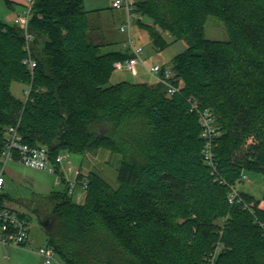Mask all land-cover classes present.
Masks as SVG:
<instances>
[{"label":"trees","instance_id":"obj_1","mask_svg":"<svg viewBox=\"0 0 264 264\" xmlns=\"http://www.w3.org/2000/svg\"><path fill=\"white\" fill-rule=\"evenodd\" d=\"M134 14L156 47H166V33L187 43L170 65L178 94L163 83L110 85L114 63L131 54L102 52L84 0H35L33 76L23 64L22 27L0 18V157L8 127L20 120L23 143L45 146L52 161L99 151L121 158L116 188L90 172L77 177L87 182L82 202L68 188L52 194L48 247L65 264H204L217 243V264H264L260 202L241 192L254 214L228 202V185L243 173L264 174V0H141ZM211 18L228 41L205 38ZM15 82L28 86L26 100L12 94ZM190 97L214 117L217 172L228 185L204 162ZM250 137L257 143L248 145ZM7 200L0 192V212L27 219Z\"/></svg>","mask_w":264,"mask_h":264},{"label":"rangeland","instance_id":"obj_2","mask_svg":"<svg viewBox=\"0 0 264 264\" xmlns=\"http://www.w3.org/2000/svg\"><path fill=\"white\" fill-rule=\"evenodd\" d=\"M114 1L84 0V9L92 14L90 16L91 34L96 37V41L103 45L109 43V45L101 48L102 52L119 51L128 53L129 51L123 45L128 38V34L120 31V26L128 18V14L124 10L112 8ZM4 6V2L0 0L1 19L4 17L6 10ZM136 21H132L130 36L135 40L136 45L143 48L142 59L144 63H140L135 72L115 70L110 85L121 82L152 83L155 76L150 73V68L156 65L160 67L170 66L175 57L188 48L184 40L177 41L167 33L163 35L167 43L166 47L163 49L156 47L149 33L141 29L135 23ZM142 22L150 23V20L143 18ZM205 38L210 41H228L229 34L221 21L211 18L205 28ZM28 90L27 85L18 82L13 83L11 87L12 94L23 101L27 98L26 93ZM9 164L6 166L7 169L4 168L5 186L1 193L8 196V200L5 202L8 208L26 215L32 244L28 245L26 250L14 246L4 248L0 244V264H46L44 258L38 254L41 247L45 248L49 245L48 230L42 223L51 218L53 207L57 203V200L52 198V194L63 193L67 187L64 183L55 185L56 178L52 174L32 171L20 164L10 168ZM120 166L121 158L119 156L108 151H99L86 157L78 154H68L62 168H69L65 172V177L71 181L76 180L77 169L83 167L81 171L85 177L90 172L99 173L111 186L116 188ZM2 168L3 164L0 161V172ZM245 174L247 179L238 184L239 190L254 197L260 202L259 208L264 210V174L253 171H247ZM85 194L86 191H80L73 196L77 202H82ZM52 264H65V262L56 254L55 262Z\"/></svg>","mask_w":264,"mask_h":264},{"label":"built area","instance_id":"obj_3","mask_svg":"<svg viewBox=\"0 0 264 264\" xmlns=\"http://www.w3.org/2000/svg\"><path fill=\"white\" fill-rule=\"evenodd\" d=\"M35 0H28L26 9L15 16L14 23L19 24L23 31L26 40L25 51L26 57L23 60L24 66L27 67L31 76L34 74V70L37 67V62L32 56L31 43L33 40L32 35L28 31V23L31 14L32 7ZM136 0H115L112 3V8L117 10H124L128 14V18L120 27L122 33H127L128 38L125 42V46L129 49L131 57L126 61H118L114 63L115 70H123L129 72H135L137 66L140 63H144L142 59L143 48L136 45L135 40L130 36V29L132 21L141 19V16L134 14ZM150 72L157 77L159 83H163L167 87V93L169 96H174L180 92V85H176L172 82L173 70L170 66L160 67L158 65L150 68ZM190 104V112H196L199 115V121L202 127V138L204 140L203 156L204 162L209 168H211V175L215 177V181L220 184L228 183L217 172V161L213 152L215 146V140L219 135L218 129L215 126V120L210 111L200 110L199 103L193 97L188 98ZM20 120L14 125L8 127L6 131V139L4 145V151L1 156V162L3 168L0 172V192L5 186L4 168L10 162H16L25 168L47 172L52 174L56 178V183L61 184L62 178L66 182L69 194L75 195L79 190H87V182H78L77 177L81 174L80 170L76 171V180L71 181L65 177L66 169H63V162L68 154H60L56 157L55 161H52L49 150L45 146L32 147L23 143V138L19 132ZM257 143L254 137H250L248 145ZM57 166L60 170L57 171ZM247 179V175L243 173L240 182H244ZM228 195V202L233 204H241L244 208L249 209L253 214L252 205L245 202L241 195V191L238 185L231 186ZM264 233V223H260ZM29 225L26 219L21 218L18 214L11 212L10 210H4L0 212V244L4 246H14L17 248H26L32 244L29 235ZM221 229L220 233L222 234ZM222 247L220 243L216 244V247L209 253L204 264H217ZM38 254L44 258L46 264H52L55 262V251L50 247H41L38 250Z\"/></svg>","mask_w":264,"mask_h":264},{"label":"crops","instance_id":"obj_4","mask_svg":"<svg viewBox=\"0 0 264 264\" xmlns=\"http://www.w3.org/2000/svg\"><path fill=\"white\" fill-rule=\"evenodd\" d=\"M10 2H11V4H12V6L11 7H7L6 5L4 6L5 8H6V10H5V14H4V17L2 18V20L5 22V23H7V24H14V19H15V16L16 15H18V14H21L25 9H26V7H27V1L28 0H9ZM98 15H100V13H98ZM125 22V20L123 21V23ZM122 23V24H123ZM122 26V25H121ZM120 26V27H121ZM103 32V31H102ZM102 36V35H101ZM127 40V39H126ZM126 40L124 41V43H123V45L125 46V42H126ZM105 45H109V43H106ZM126 47V46H125ZM127 48V47H126ZM127 50L129 51V49L127 48ZM110 52H115V51H110ZM116 71H119V70H116ZM121 71H123V70H121ZM149 71H150V69H149ZM151 73V72H150ZM152 74V73H151ZM157 83H159L158 82V79H157V77L155 76V79H154V82H152V83H148V84H157ZM0 161H1V157H0ZM18 163H16V162H10V168L11 167H13V166H15V165H17ZM6 168V167H5ZM68 168V167H67ZM66 168V170H68ZM7 169V168H6ZM27 169H29V168H27ZM83 169V167H80L79 169H77V170H82ZM30 170H32V171H38V170H33V169H30ZM38 172H43V171H38ZM66 172V171H65ZM43 173H47V172H43ZM81 173H82V171H81ZM55 183V185H60V184H57L56 183V181L54 182ZM80 191H82V190H79L78 191V193L80 192ZM2 247H8V246H4V245H2ZM28 247V246H27ZM27 247L26 248H21V249H24V250H26L27 249ZM1 262V261H0Z\"/></svg>","mask_w":264,"mask_h":264},{"label":"water","instance_id":"obj_5","mask_svg":"<svg viewBox=\"0 0 264 264\" xmlns=\"http://www.w3.org/2000/svg\"><path fill=\"white\" fill-rule=\"evenodd\" d=\"M42 224H43V226H44L47 230H49V221L44 222V223H42Z\"/></svg>","mask_w":264,"mask_h":264},{"label":"flooded vegetation","instance_id":"obj_6","mask_svg":"<svg viewBox=\"0 0 264 264\" xmlns=\"http://www.w3.org/2000/svg\"><path fill=\"white\" fill-rule=\"evenodd\" d=\"M49 221V220H48ZM51 223V221H49Z\"/></svg>","mask_w":264,"mask_h":264},{"label":"bare ground","instance_id":"obj_7","mask_svg":"<svg viewBox=\"0 0 264 264\" xmlns=\"http://www.w3.org/2000/svg\"><path fill=\"white\" fill-rule=\"evenodd\" d=\"M37 147V146H36Z\"/></svg>","mask_w":264,"mask_h":264}]
</instances>
